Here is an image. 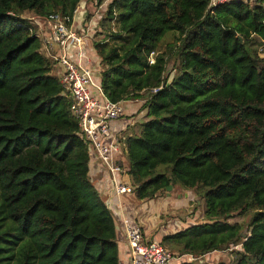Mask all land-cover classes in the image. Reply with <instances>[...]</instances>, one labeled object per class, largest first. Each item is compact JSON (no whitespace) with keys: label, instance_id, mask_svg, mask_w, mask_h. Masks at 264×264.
I'll use <instances>...</instances> for the list:
<instances>
[{"label":"trees","instance_id":"obj_1","mask_svg":"<svg viewBox=\"0 0 264 264\" xmlns=\"http://www.w3.org/2000/svg\"><path fill=\"white\" fill-rule=\"evenodd\" d=\"M79 3L0 0V264H120L114 213L89 178L58 67L21 18L70 16ZM208 3L110 0L97 33L107 42L93 45L98 82L112 102L143 101L138 133L123 139L135 199L172 186L203 201L205 221L160 244L264 264V0ZM236 217H248L244 239L228 223Z\"/></svg>","mask_w":264,"mask_h":264},{"label":"built area","instance_id":"obj_2","mask_svg":"<svg viewBox=\"0 0 264 264\" xmlns=\"http://www.w3.org/2000/svg\"><path fill=\"white\" fill-rule=\"evenodd\" d=\"M246 1L249 0H209L207 11ZM106 5L105 2L98 5L97 0H80L70 16L27 14L21 18L30 25L29 34L40 41L41 54L58 67L59 83L64 95L71 100L70 114L88 142L89 166L96 163L106 171L113 193L121 197L132 194V188L123 182L126 175L122 166L125 144L112 124L124 116L125 102H112L104 95L95 81L94 68L87 55L90 45L107 42L102 34H97L101 31L99 21ZM256 53L264 58L263 41L257 45ZM149 64H153V60ZM125 240L129 264H199L206 257L170 253L160 243L146 240L137 227L126 228Z\"/></svg>","mask_w":264,"mask_h":264},{"label":"crops","instance_id":"obj_3","mask_svg":"<svg viewBox=\"0 0 264 264\" xmlns=\"http://www.w3.org/2000/svg\"><path fill=\"white\" fill-rule=\"evenodd\" d=\"M87 55L91 60V66L94 68L95 81L99 84L100 71L92 45L89 46V53ZM142 105L143 101L139 99L125 102L124 116L112 124L113 130L118 132L121 138L125 139L138 133L139 126L143 122L141 120L144 119L145 115V111H141ZM122 159L125 164L124 152ZM89 178L99 190L102 200L114 213L120 264H129L128 247L125 240V230L128 227H137L146 240L161 243L165 237L172 236L187 228L199 225L195 223L196 219H194L193 216L191 219L183 222L173 220L172 223H167L164 221V219H166V214L163 220H161V215H164L167 211L170 213H177L181 208L187 206V199H185L184 202H180L166 195L164 196V202L161 203L163 199L162 195L155 200L142 202L137 201L133 194L117 197L112 191L108 176L96 163H93V166L89 167ZM123 180L129 181V178L125 175ZM161 206L162 208L160 209ZM189 214L190 213H186L185 216ZM182 217L184 218V215Z\"/></svg>","mask_w":264,"mask_h":264},{"label":"rangeland","instance_id":"obj_4","mask_svg":"<svg viewBox=\"0 0 264 264\" xmlns=\"http://www.w3.org/2000/svg\"><path fill=\"white\" fill-rule=\"evenodd\" d=\"M104 2L108 5L110 0H104ZM28 15H32V14H28ZM112 25H113L112 29L115 31L118 27L116 21H114ZM103 35L104 34H102L101 37H103ZM174 37H175V34H173V33H167L165 36L162 37L161 45H162L163 51L166 50L170 44H172ZM257 45L258 44L255 45L256 46L255 50H257ZM151 60H153V57L150 56L148 61L150 62ZM170 70H171V66H169L167 68L166 75L170 74ZM171 74L174 75V72H172ZM143 120L144 119H142L141 121H143ZM92 166H93V164L89 167H92ZM103 172L106 173V171H104V170H103ZM106 175L108 176L107 173H106ZM108 178H109V176H108ZM123 182L127 183V180L126 181L124 180ZM127 184H129V183H127ZM166 195L171 197V199H173L175 201H180V202H184L185 199H187L188 205L181 208L180 211H178L177 213H170L167 211L164 215H161V220H163V218L167 214L166 219H164V221L167 223H172L173 220L174 221L179 220V221L183 222V221H186L188 219H191L192 216L194 217V219H196L195 223H198L199 225L202 224L200 222L205 221L203 201L198 199V197L196 196V193L194 191H184L182 189H178V188L173 189L172 188L171 191H166L164 194H162L163 199H162L161 203L164 202V200H165L164 196H166ZM161 208H162V206L160 207V209ZM186 213H190V214L185 216ZM183 215H184V218L182 217ZM247 221H248V217H236V218H231V219L229 218L228 223L230 225H233L236 223L240 224L243 227L242 234H244L246 237L248 232L244 226L247 223ZM236 261L237 260H236V256L234 255V253L227 250V251L215 252L213 254L211 253V254L207 255L201 261V263L202 264H236Z\"/></svg>","mask_w":264,"mask_h":264},{"label":"water","instance_id":"obj_5","mask_svg":"<svg viewBox=\"0 0 264 264\" xmlns=\"http://www.w3.org/2000/svg\"><path fill=\"white\" fill-rule=\"evenodd\" d=\"M173 77H174V75H172V74L169 76V79H168V81H167L166 87H169V86H170L171 82L173 81ZM171 190H172V186H169V187L167 188V191H171ZM241 237H242L243 239L246 238L244 234H241Z\"/></svg>","mask_w":264,"mask_h":264}]
</instances>
